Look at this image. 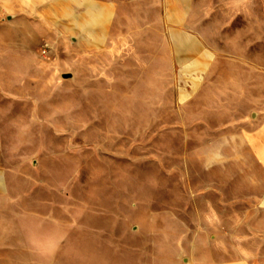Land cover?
Listing matches in <instances>:
<instances>
[{"label": "rangeland", "instance_id": "rangeland-1", "mask_svg": "<svg viewBox=\"0 0 264 264\" xmlns=\"http://www.w3.org/2000/svg\"><path fill=\"white\" fill-rule=\"evenodd\" d=\"M67 1L0 0V264H264L259 210L223 203L264 0Z\"/></svg>", "mask_w": 264, "mask_h": 264}, {"label": "crops", "instance_id": "crops-1", "mask_svg": "<svg viewBox=\"0 0 264 264\" xmlns=\"http://www.w3.org/2000/svg\"><path fill=\"white\" fill-rule=\"evenodd\" d=\"M33 1L41 0H15L18 9L28 12L36 7ZM64 6L70 8L71 1L65 2ZM247 121L249 126L243 129L239 136L240 154L248 155L255 168L250 171L243 169L238 171L225 170V173H231L232 176L230 190L226 188L223 193V203L225 208L248 209L254 207L258 209L260 218L256 223L264 224V113L252 114ZM235 177H239V179H235ZM216 224L214 220L213 225ZM218 231L222 233L220 229ZM213 238L218 240L217 232ZM201 255L209 258H223L209 259L206 264H250L246 259L245 252L241 249L233 251L228 248L208 249Z\"/></svg>", "mask_w": 264, "mask_h": 264}, {"label": "water", "instance_id": "water-1", "mask_svg": "<svg viewBox=\"0 0 264 264\" xmlns=\"http://www.w3.org/2000/svg\"><path fill=\"white\" fill-rule=\"evenodd\" d=\"M63 77H70L69 74H63Z\"/></svg>", "mask_w": 264, "mask_h": 264}, {"label": "bare ground", "instance_id": "bare-ground-1", "mask_svg": "<svg viewBox=\"0 0 264 264\" xmlns=\"http://www.w3.org/2000/svg\"><path fill=\"white\" fill-rule=\"evenodd\" d=\"M94 12H95V11H94ZM93 18L97 19V17H96V15H95V13H94V15H93ZM95 19H94L93 21H95Z\"/></svg>", "mask_w": 264, "mask_h": 264}]
</instances>
